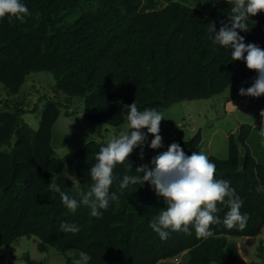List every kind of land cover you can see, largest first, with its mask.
I'll list each match as a JSON object with an SVG mask.
<instances>
[{
	"label": "trees",
	"instance_id": "trees-1",
	"mask_svg": "<svg viewBox=\"0 0 264 264\" xmlns=\"http://www.w3.org/2000/svg\"><path fill=\"white\" fill-rule=\"evenodd\" d=\"M23 2L29 9L23 20L0 19V249L21 237H35L40 252L52 248L65 256L66 264H74L69 251L83 254L82 264H163L179 256V264H246L236 238L257 236L264 227V191L258 190L264 186V145L249 124L228 135L226 159L209 156L216 165L215 178L230 181L244 201L240 211L250 219L243 230L221 222L210 226L214 234L209 238H197L192 229V235L170 232L162 241L149 223L164 201L147 182L123 190L98 218L83 205L69 212L53 188L59 185L79 199L92 184L88 172L95 154L106 144L90 140L78 152L57 156L53 126L69 99H81L84 118L107 132L127 124L123 114L133 102L139 110L163 113L176 102L209 98L253 80L256 73L242 60L233 61L229 49L214 46L207 31L210 21L217 22V29L227 22L232 0ZM246 23L247 31L240 33L245 43L264 49V12ZM40 71L50 72L55 83L51 98L42 104L38 127L32 129L22 117L35 109L19 93L28 77ZM256 101L264 106V96ZM173 142L190 155L199 149L202 136L199 132L190 140L162 143L143 152V160L134 149L115 166L114 176L135 175L137 166ZM110 191L120 192L118 181ZM217 208L222 221L228 206L217 202ZM64 221L80 231H60ZM263 249L261 242V259ZM14 260L10 255L8 264Z\"/></svg>",
	"mask_w": 264,
	"mask_h": 264
},
{
	"label": "clouds",
	"instance_id": "clouds-1",
	"mask_svg": "<svg viewBox=\"0 0 264 264\" xmlns=\"http://www.w3.org/2000/svg\"><path fill=\"white\" fill-rule=\"evenodd\" d=\"M232 4L231 15L227 22H220L219 29L216 21L207 24L209 38L214 46L229 49L233 61L242 60L247 69L256 73L251 85L240 87L238 95L259 98L264 96V49L254 43L246 44L245 37L240 33L247 31L249 18L264 12V0H232ZM28 14L29 9L23 0H0V19L7 17L12 23L23 20ZM259 118V127L255 128V132L264 145V108L260 109ZM123 119L127 121V130L113 135L95 154V163L88 172L92 184L86 192L79 194V199L59 185H53L62 205L69 212L75 213L83 205L90 209L92 217L98 218L102 215L101 210H107L110 203L119 201L123 190L130 185L143 186L147 182L157 197L164 201L165 207L149 223L162 241L168 239L170 232L182 231L192 235V229L197 238H209L214 234L210 226L221 222L229 229L237 227L243 230L247 226L250 216L240 211L243 199L230 186V181L215 178L216 165L204 152L193 151L188 155L179 143L173 142L149 163L137 166L135 175L114 176L115 166L124 163L135 148L141 150L140 159L143 160L145 145L151 149L162 147L161 111L156 108L139 110L133 102L123 114ZM149 134L152 137L150 142ZM115 181L119 183V193L110 191ZM258 190L264 191V186ZM217 202H225L228 206L222 221L216 215ZM60 231L75 234L80 228L75 223L64 221L60 223ZM74 264L80 262L76 260Z\"/></svg>",
	"mask_w": 264,
	"mask_h": 264
},
{
	"label": "rangeland",
	"instance_id": "rangeland-1",
	"mask_svg": "<svg viewBox=\"0 0 264 264\" xmlns=\"http://www.w3.org/2000/svg\"><path fill=\"white\" fill-rule=\"evenodd\" d=\"M251 82V79H246L209 98L183 100L169 106L162 113L163 120L160 124L162 143H170L174 140H190L200 132L202 142L197 152H204L208 157L215 156L219 159H226L230 133L236 132L242 124L259 127V111L264 106L258 103L256 98L238 95L239 88L242 86L247 88ZM54 83L50 72H34L28 77L19 93V95L28 96V108L35 109L34 112L26 113L22 117L32 129L38 127L42 104L51 98ZM28 92L31 94L27 95ZM2 95L3 91L0 85V99ZM67 102V104L60 106V115L53 126V146L59 157L78 152L90 140H102L107 143L113 135H119L121 131L127 130V124H125L117 128L111 127L106 132L103 125L89 123L84 118L81 99L71 98ZM66 110L72 111V113L65 114ZM151 138V134H149V142ZM13 141L14 137L11 142ZM135 149L140 150L139 148ZM150 149L145 145L143 152L149 154ZM236 241L240 255L246 264H264V257L261 259L257 255L258 246L261 242L264 246V227L259 235L237 237ZM37 243L38 240L35 237H21L13 242L9 248H1L0 264H8L10 255L15 258L13 264H66L64 255L52 248L47 252H40L37 249ZM68 255L74 261L78 260L80 264L84 260V255L75 251H69ZM179 261L180 256L163 260L162 263L179 264Z\"/></svg>",
	"mask_w": 264,
	"mask_h": 264
},
{
	"label": "crops",
	"instance_id": "crops-1",
	"mask_svg": "<svg viewBox=\"0 0 264 264\" xmlns=\"http://www.w3.org/2000/svg\"><path fill=\"white\" fill-rule=\"evenodd\" d=\"M105 128V127H104Z\"/></svg>",
	"mask_w": 264,
	"mask_h": 264
}]
</instances>
